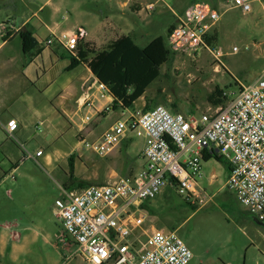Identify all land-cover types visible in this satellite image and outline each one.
I'll return each mask as SVG.
<instances>
[{"label":"rangeland","instance_id":"1","mask_svg":"<svg viewBox=\"0 0 264 264\" xmlns=\"http://www.w3.org/2000/svg\"><path fill=\"white\" fill-rule=\"evenodd\" d=\"M47 1L0 0V22L10 23L14 27L19 22L18 18H29L31 26L36 25L38 20L46 22L52 4L59 7V11L54 13L53 22L61 30L76 26L86 18L84 5H81L84 0H52L50 5ZM85 1L87 10L97 14L100 20L108 15L111 8L120 7L119 27L126 29L132 26L135 32L138 31L137 34L141 32L140 35L145 37L135 40L140 47L155 37L165 38L166 28L172 22L175 23L171 9L181 16L194 1L215 8H220L222 2L164 0L155 3L153 11H146L145 4L153 0H116L118 3L115 0ZM40 6L44 10L38 13V18L31 17ZM252 6L251 13L244 15L232 9L221 17L217 24L219 45L214 42L209 50L203 49L197 54L170 50L169 59L161 67L160 76L147 90L149 99L171 111H174L171 108L174 104L175 111L184 115L212 114L220 108H213L206 102V96L214 86L236 94L241 86L264 78V8H259L257 3ZM253 25H261L263 28L259 30ZM13 37L3 51L7 53L10 50V56L13 57L8 70L19 68L23 61L34 67L41 64L21 53L17 32ZM2 41L0 39V43ZM55 45L53 42L51 47ZM218 47L221 48V56L215 55L214 51ZM233 97L229 95L228 99ZM20 104L16 102L15 106ZM142 108L143 100L137 102L134 112H142ZM107 114V118L99 120V126L114 115L110 112ZM39 128L41 133H38L39 138L33 145L45 154L56 157L59 153L73 150L74 159L80 150L87 166L85 168L75 159L72 172L82 188L105 185L125 178L117 172L123 167L119 156L121 145L112 155L99 158L85 151L84 147L76 146L75 132L65 120L60 118L56 133L50 139L44 135L46 126ZM26 149L31 152L29 148ZM230 155L229 151L224 154L225 157ZM130 157L134 158L133 155ZM18 164L17 171L13 173L14 179L6 180V184L0 187V232H11L12 240L19 250L15 252V258L11 259L6 241L7 246L2 250L3 254H0V264H86L75 245L68 242L69 238L67 244L57 240L63 229L55 215L64 204V192L80 190L75 186L70 189L65 186L69 184L68 171L71 170L67 159L55 163L53 169L38 160L26 159ZM111 170L116 175H112ZM201 172L202 176L197 180L198 198H185L176 194L171 187H165L143 202V207H139L145 216L142 228L175 231L192 253L188 264H264V224L248 216L234 195L227 192L224 187V165L209 159L202 162ZM236 211L241 216L235 214ZM140 233L136 231V236ZM139 239H143V236H139Z\"/></svg>","mask_w":264,"mask_h":264},{"label":"built area","instance_id":"2","mask_svg":"<svg viewBox=\"0 0 264 264\" xmlns=\"http://www.w3.org/2000/svg\"><path fill=\"white\" fill-rule=\"evenodd\" d=\"M154 4H145L144 10L153 11ZM222 7L242 14L252 10L249 0H223ZM219 18V11L209 4L190 3L167 34V47L195 54L209 50L206 37ZM17 30L16 25L0 22V39ZM84 36V29L77 27L58 42L73 52ZM55 40L52 36L44 43L50 46ZM214 52L220 55L221 49ZM97 88L101 97L108 95L102 84L97 83ZM225 95L234 97L212 114L172 113L162 105L146 112L122 113L97 139L82 141L97 157L105 158L128 137L142 138L143 164L129 178L65 191L64 204L55 215L63 229L57 240L73 243L86 264H188L192 253L183 240L175 231L144 230L145 216L139 207L169 186L179 196L198 198L203 155L212 151L221 157L231 153L224 156L230 166L225 186L248 214L264 223V78ZM84 120L89 121V116ZM2 128L10 135L17 123L8 120ZM42 153L41 149L25 152L21 161L36 162ZM138 230L141 233L136 236Z\"/></svg>","mask_w":264,"mask_h":264},{"label":"crops","instance_id":"3","mask_svg":"<svg viewBox=\"0 0 264 264\" xmlns=\"http://www.w3.org/2000/svg\"><path fill=\"white\" fill-rule=\"evenodd\" d=\"M153 1V3H158L163 2L164 0ZM249 1L252 10V4L254 5L255 3L259 5V8H264V0ZM46 3L50 5L52 4V0H48ZM115 3L118 2L115 0ZM81 5H84L83 13L86 16L85 20L66 30H61L59 25L53 22L54 13L59 11V7L54 4H52L46 22L38 20L36 25L31 26L29 18H26L25 20L18 18L19 22L18 25H16L17 29L19 30L25 25L29 26L33 36L37 40V47L27 54L28 56H31V61H40L39 63L41 64H37L35 67L32 66L31 63L30 65L24 64L23 61L19 64V68L8 70L7 67L11 66L13 57L10 56V50L7 53H3V51L14 39V34L0 43V187H3L6 184V180L10 178L14 179L13 173L17 171L19 161H21L23 154L28 152L26 148L30 149V153L39 150V148L33 145V143L39 138L38 133H41V128H39V126H46L44 135L47 139H50L56 133V125L57 123H60L61 118V120H65L74 130L76 146L84 147L82 141L92 142L97 139L108 127L122 117V113L128 115L134 112L137 102L139 103L143 100L144 106V99L141 97L134 103L132 109L112 108L111 97L107 95V93H104L106 95L103 97L100 96L101 91L97 88L96 79L86 91L83 90L84 83L92 77L90 70L85 64L79 63L72 70H66L69 64L67 57L68 53L63 46L59 44L58 39L61 40L63 35H70V33L77 27H82L85 31V36L82 39L85 42H89L97 49L103 48L120 35H128L134 40V42L140 37H145L143 34L140 35L141 32L137 34L138 31L136 30L135 32V29L132 26L131 28L127 27L126 29L119 27L120 7L111 8L108 15L100 20L98 19L97 14L87 10L85 0ZM212 8L219 11L220 18L211 26L208 35L215 36V43L218 44L219 29L217 28V24L221 17L229 10L223 9L222 2H220V8ZM43 10L44 8L40 6L35 12H33L31 17L38 18V13ZM70 11L72 12L71 9ZM170 11L175 18V23L172 22L168 27L171 25L174 26L177 21V16H179L176 11L172 9ZM138 13H140V11ZM253 26L259 30L263 28L261 25H257L258 27L256 25ZM168 27L166 28V32ZM220 27H222V25H220ZM52 36L57 39L55 40L56 45L53 47H51V45L46 46L44 43L45 40ZM218 48L221 49L220 47ZM16 102H20L21 104L15 106ZM88 103L91 104V107L87 105ZM107 108L110 109L108 112L114 114V118H109L105 124L99 126V120L101 118L105 119L109 115L107 114L108 112H106V117H103V115H100L99 113ZM85 116H89L90 120L85 121ZM12 119L16 121L17 128L9 135L2 126H4L8 120ZM125 140H129L127 154L129 156L133 155L134 158H136L138 170L143 164L141 153L144 148V140L142 138H134L131 136ZM131 146L132 148H130ZM84 148L85 151L95 155L90 149L86 147ZM118 149L119 146L115 147L108 156L118 151ZM79 151L78 154L76 153L74 156L72 167H74V160L76 159V162L78 161L86 168V161L82 159ZM72 152L63 154L59 153L56 157L43 152L41 156L36 158V162L38 160L42 165L53 169L55 163L64 160L65 158L67 159L72 155ZM75 152L77 151L75 150ZM118 171L119 169L117 172ZM111 173L112 175H116L114 170H111ZM227 176L228 171L226 170L224 187L229 194L234 195V193L228 190L225 186ZM197 196H199V193H197ZM243 210L248 216H251L255 222L262 223L252 215L248 214L244 208ZM235 214L240 215L239 211H236ZM6 241L8 242V254L11 259H14V254L19 249L12 240L11 232H0V254H3L2 250L7 246Z\"/></svg>","mask_w":264,"mask_h":264},{"label":"trees","instance_id":"4","mask_svg":"<svg viewBox=\"0 0 264 264\" xmlns=\"http://www.w3.org/2000/svg\"><path fill=\"white\" fill-rule=\"evenodd\" d=\"M172 28V25L168 27L165 38L155 37L143 47L135 44L134 40L128 35H120L99 49L83 39L78 40L73 52L66 51L69 60L66 70H72L79 63L85 64L96 82L102 84L107 90L112 100V108L132 109L134 103L143 97L142 112H146L157 104L149 99L147 90L160 76L161 67L169 59L170 49L167 47L165 39ZM8 36L7 33L3 37V41ZM17 37L20 40V51L23 55L28 54L37 47V40L29 26L21 27L17 31ZM215 41V36L207 35L206 44L209 47ZM225 93L223 88L214 86L211 92L207 94L206 102L211 107L224 106L227 101ZM171 108L174 111L167 109L172 113H179L175 111L176 105L173 104ZM109 110L107 108L99 114L104 116ZM120 145L119 156L123 162V167L118 173L124 175L125 178H129L138 168L136 158H132L127 154L129 140L123 141ZM209 159L222 163L225 169L229 171V164L217 152L204 153L203 161L206 162ZM67 161L71 170L68 173L69 184H65L66 188L70 189V187L75 186L78 189H83L72 172V155L67 158ZM141 206L143 207V205Z\"/></svg>","mask_w":264,"mask_h":264},{"label":"water","instance_id":"5","mask_svg":"<svg viewBox=\"0 0 264 264\" xmlns=\"http://www.w3.org/2000/svg\"><path fill=\"white\" fill-rule=\"evenodd\" d=\"M17 25H18V22H17ZM95 81V78L92 76L90 77L85 83H84V86H83V90L86 91L87 88ZM261 224H264V223H261Z\"/></svg>","mask_w":264,"mask_h":264}]
</instances>
